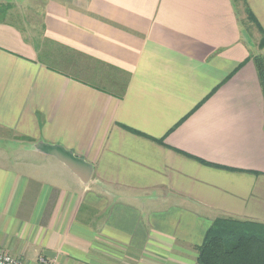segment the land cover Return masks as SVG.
<instances>
[{
	"label": "crops",
	"instance_id": "1",
	"mask_svg": "<svg viewBox=\"0 0 264 264\" xmlns=\"http://www.w3.org/2000/svg\"><path fill=\"white\" fill-rule=\"evenodd\" d=\"M25 1L0 0L40 26L0 22L1 249L198 264L215 219L264 224V0Z\"/></svg>",
	"mask_w": 264,
	"mask_h": 264
},
{
	"label": "trees",
	"instance_id": "2",
	"mask_svg": "<svg viewBox=\"0 0 264 264\" xmlns=\"http://www.w3.org/2000/svg\"><path fill=\"white\" fill-rule=\"evenodd\" d=\"M11 7L10 3L1 2L0 16H5L9 13ZM247 18L256 24L250 13H247ZM263 45L264 35L259 42L261 48ZM252 59L256 66L264 95V56L254 55ZM197 263L264 264V224L257 222L246 223L227 218L215 219L207 230L201 245L197 248Z\"/></svg>",
	"mask_w": 264,
	"mask_h": 264
},
{
	"label": "water",
	"instance_id": "3",
	"mask_svg": "<svg viewBox=\"0 0 264 264\" xmlns=\"http://www.w3.org/2000/svg\"><path fill=\"white\" fill-rule=\"evenodd\" d=\"M36 147L39 151L48 155H52L59 161L67 165L72 172H74L81 178L82 181L87 180L90 167L83 161V159L74 156L72 152L63 149L59 145L38 143Z\"/></svg>",
	"mask_w": 264,
	"mask_h": 264
},
{
	"label": "rangeland",
	"instance_id": "4",
	"mask_svg": "<svg viewBox=\"0 0 264 264\" xmlns=\"http://www.w3.org/2000/svg\"><path fill=\"white\" fill-rule=\"evenodd\" d=\"M29 1L30 0H26L25 2H29ZM36 2H39V0H36ZM36 2L34 1V3L31 4V5L34 6L36 4ZM20 10L21 11H19V9H17V10L16 9H14V10L11 9L9 11V13H7L5 16H0L1 21L14 23V15H15V16H17V24L22 26V27L27 28V31H26V34H25L26 36L29 37V36H32V35L36 34L40 30V26H39V22H38L37 18H35L36 15H32V13L37 14L36 12H34L35 9L31 8V6L30 7L28 6V7H23ZM25 17L26 18L32 17L31 18L32 20L35 18V20H33V22H32V26H29V24H27L26 26L24 24H22L21 19H24ZM10 149H11V147L8 146V145L0 146V158H2L4 153L9 152ZM12 153L15 154V149L14 148L12 149Z\"/></svg>",
	"mask_w": 264,
	"mask_h": 264
},
{
	"label": "built area",
	"instance_id": "5",
	"mask_svg": "<svg viewBox=\"0 0 264 264\" xmlns=\"http://www.w3.org/2000/svg\"><path fill=\"white\" fill-rule=\"evenodd\" d=\"M0 264H33L29 263L20 256H16L11 252L0 248ZM34 264H53L51 260L46 258H39L37 263Z\"/></svg>",
	"mask_w": 264,
	"mask_h": 264
}]
</instances>
